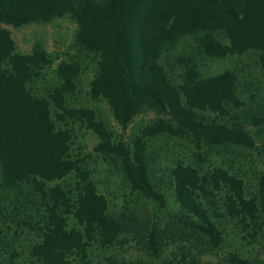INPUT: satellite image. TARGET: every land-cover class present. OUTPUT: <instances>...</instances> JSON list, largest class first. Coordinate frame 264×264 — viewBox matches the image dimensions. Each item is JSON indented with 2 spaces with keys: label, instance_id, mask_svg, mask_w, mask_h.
<instances>
[{
  "label": "trees",
  "instance_id": "16d2710c",
  "mask_svg": "<svg viewBox=\"0 0 264 264\" xmlns=\"http://www.w3.org/2000/svg\"><path fill=\"white\" fill-rule=\"evenodd\" d=\"M63 13L79 21L77 41L101 51L92 91L109 99L121 124L147 104L167 110L176 126L158 121L145 132L183 133L196 144L254 145L239 123L204 121L196 112L225 115L241 109L244 101L235 72L226 69L201 76L191 57L184 60L182 54L175 60L184 64L174 72L165 66L164 54L190 33L197 37L201 56L253 52L264 73V0H0V22L18 25ZM12 49L7 32L0 29V184H28L45 199L41 233L31 246L36 264H73L76 256H85L87 241L95 234L102 244L113 243L120 223L106 213L104 196L70 157V132L55 125L50 101L28 87L32 72L45 60L43 53L18 55ZM244 112L253 124L264 120V109ZM94 125L102 138L97 148L120 157L131 187L146 197L160 198L148 177L142 137L135 138L130 149L104 139L106 133ZM71 173L78 177L74 196L60 184L48 185ZM173 181L179 206L210 243L220 242L222 234L201 205V197L225 189L227 213L240 216L247 226L259 219L257 202L244 195L242 180L221 167L199 174L195 168L178 165ZM70 214L81 228L67 226ZM231 261L264 264V259L237 256Z\"/></svg>",
  "mask_w": 264,
  "mask_h": 264
},
{
  "label": "rangeland",
  "instance_id": "374dc122",
  "mask_svg": "<svg viewBox=\"0 0 264 264\" xmlns=\"http://www.w3.org/2000/svg\"><path fill=\"white\" fill-rule=\"evenodd\" d=\"M0 29L7 32L13 54L43 53L45 60L32 72L28 87L50 101L55 125L70 132V157L104 196L106 213L120 223L113 243L102 244L95 234L87 241L85 256H76L73 264H235L233 256L264 259V120L253 124L244 115V111L264 109V73L257 66L256 54L204 57L196 49L197 37L190 33L179 46L165 51V66L174 72L184 64L175 60L182 54L184 60L191 57L189 61L201 76L226 69L236 74L238 94L244 101L240 110L225 115L196 112L204 121L239 123L252 136L254 145L196 144L183 133L145 132L158 121L175 127L176 120L167 110L143 104L126 124L117 120L109 99L92 91L101 51L77 41L80 23L69 13L18 25L0 22ZM94 123L106 133L104 139L126 148L131 149L135 138L142 137L148 177L160 198L146 197L131 187L120 157L97 148L102 138ZM178 165L195 168L199 174L216 167L234 174L242 180L244 195L255 198L259 219L247 226L240 216H231L224 205L225 189L216 190L214 195L200 198L222 234L220 242H208L191 226L192 219L176 200L173 171ZM77 180L71 173L48 185L60 184L74 196ZM44 202L28 184H0V264H36L31 246L41 233ZM67 226L81 228L71 214Z\"/></svg>",
  "mask_w": 264,
  "mask_h": 264
}]
</instances>
